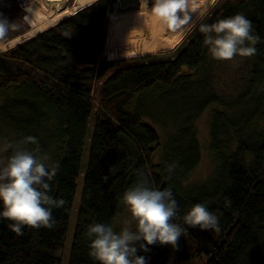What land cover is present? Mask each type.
<instances>
[{"label": "trees", "instance_id": "obj_1", "mask_svg": "<svg viewBox=\"0 0 264 264\" xmlns=\"http://www.w3.org/2000/svg\"><path fill=\"white\" fill-rule=\"evenodd\" d=\"M115 3L97 0L0 52V124L19 141L35 137L38 143L27 146L41 153L52 146L59 169L49 194L64 201L52 209V229L24 226L17 235L11 221L0 217V264H59L87 139L67 264H99L88 255L87 228L113 225L120 197L138 182L140 169L149 187L171 189L178 217L200 203L218 217L220 229L189 228L176 219L185 228L178 249L159 244L147 252L138 249L147 264H264V0H217L173 53L146 56L137 55L171 50L173 36L161 40L159 28L149 42L120 35L109 16ZM236 14L252 22L259 40L254 56L241 57L226 95L217 88L225 85L220 80L226 61L211 57L199 26ZM20 19L23 28L12 36L25 30ZM106 26L139 62L120 65L101 58ZM211 106L219 108L210 122L214 167L203 184L189 185L200 161L195 120ZM145 118L159 127L163 142ZM169 165L175 166L171 173Z\"/></svg>", "mask_w": 264, "mask_h": 264}, {"label": "clouds", "instance_id": "obj_2", "mask_svg": "<svg viewBox=\"0 0 264 264\" xmlns=\"http://www.w3.org/2000/svg\"><path fill=\"white\" fill-rule=\"evenodd\" d=\"M95 0H90L94 3ZM192 0H141L149 8L163 30L176 31L189 19ZM19 25L10 22L0 14V40L9 32L17 31ZM199 31L204 34V45L215 60L230 61L238 55L251 57L257 52L255 44L259 38L252 34V22L241 14L220 19L212 24H201ZM6 50V49H4ZM37 144L35 137L27 136L19 145L6 143L0 151L12 154L0 159V203L3 210L0 217L11 221L9 228L17 235H23V227L52 229L55 220L52 209L62 207L64 201L55 199L51 182L57 175L59 165L49 168L45 158L38 156L40 149L27 150L20 145ZM174 165H169L171 173ZM138 182L120 197V203L130 214L125 225L134 224V229L123 227L119 232L111 225L93 223L85 233L89 238L88 255L99 264H147L145 256L137 251H149L150 245L171 246L178 249V242L185 228L176 223L182 219L189 228L219 232L218 217L203 204H194L182 217H178V203L170 188L157 190L148 186L149 181L142 169L137 171ZM138 246V247H137Z\"/></svg>", "mask_w": 264, "mask_h": 264}, {"label": "rangeland", "instance_id": "obj_3", "mask_svg": "<svg viewBox=\"0 0 264 264\" xmlns=\"http://www.w3.org/2000/svg\"><path fill=\"white\" fill-rule=\"evenodd\" d=\"M68 4H71L73 0H67ZM217 0H192L191 6L192 10L189 12V19H191L190 26L188 27L187 31L180 34V28L176 31L171 30H163L160 26L159 21L157 20L154 22L151 15L148 14V20L146 19V32L144 31L138 32V34H129L125 37H132V36H141L144 40L150 41L151 35L156 34V31H158V28L161 32V40L167 41L169 39V35L173 36V41L175 39L174 46L172 45V49L164 52L159 53H153V54H147V53H141L137 56H146V55H157L161 53H173L176 48L186 39L189 32L196 26L198 22H200L205 16H208L212 13V8L214 7ZM153 3L149 2L148 0V7L151 6ZM118 3L116 0L115 6L113 4V12L109 16L114 18L116 21L118 17H121V15L127 16L130 13L135 12H145V9L140 2V6L137 9H134L136 11L129 12V11H119L117 7ZM133 7H138V3H135ZM204 9V10H203ZM194 10V12H193ZM199 11H202L199 15ZM0 14H3V16L7 17V19L10 22H15L17 25H19V28L17 31L9 32L8 36L4 40H0V52H5L10 48H13L14 46L26 41L27 39L36 36L37 34H40L44 32L45 30L49 29L50 27H53L55 24L51 25L50 27L34 34L33 36H30L29 29L30 24L26 19V10L24 9V1L23 0H0ZM22 17L25 21L24 23V31L12 36L14 33L19 32L20 29L23 28V23L20 19ZM121 35V34H120ZM123 36V35H122ZM177 39V40H176ZM15 40V41H14ZM6 49V50H4ZM169 49V48H167ZM131 53L126 50L115 38L114 35H112L111 32L108 31V28L106 26L105 28V35L104 40L102 44V50H101V58L104 61H110V60H118L120 65H126L130 63H136L139 62V59H132ZM242 58L240 56H236L235 59L226 61L224 63V72H223V79L220 81H224L225 85L217 86L219 91H222L226 95H230L232 93V87L228 84L230 80H232V77H234L238 73V68L242 67ZM235 93V92H234ZM233 93V94H234ZM213 109H219L217 106H211L208 109H206L196 120H195V127H196V136L199 142L200 146V161L198 165L195 167V169L192 171V173L189 175L187 179V184L189 185H201L203 184L209 176H211L213 167H214V161L209 149L210 146V122H211V114ZM95 116L93 115L91 120V127L94 124ZM145 121L149 123L154 129L158 130L162 135V142L164 141L163 133L159 129V127L151 122L150 119L145 118ZM19 140L17 139L16 135L10 130L7 129L5 126H2L0 124V149L3 148V146L6 143H12L14 145H19ZM51 145V144H50ZM49 145V146H50ZM22 147H25L29 151H33L35 148L30 147L29 145H20ZM48 146V147H49ZM52 146H50L44 153H36L38 156H42L45 158L46 165L51 168L53 167L54 159L52 156ZM88 149H89V139H87L85 143V148L83 151L82 159H81V174L77 180V188L75 192V199H74V206L73 210L68 222V232H67V239L65 241L64 247L59 255V264H67L68 263V257L71 247V242L73 238V233L75 229L76 224V218H77V206L80 201L81 196V190L83 186V180H84V170L86 168V162L88 157ZM161 151L158 150L155 154L154 161L157 162L159 160ZM12 154V149H9L7 152L0 151V159H6L9 155ZM130 220V214L127 212L125 207L121 204L119 207V210L117 212L116 218L114 220V223L112 227L115 231L119 232L123 227L128 226L134 229V224L125 225V221Z\"/></svg>", "mask_w": 264, "mask_h": 264}, {"label": "bare ground", "instance_id": "obj_4", "mask_svg": "<svg viewBox=\"0 0 264 264\" xmlns=\"http://www.w3.org/2000/svg\"><path fill=\"white\" fill-rule=\"evenodd\" d=\"M24 9L26 10V19L30 24L29 33L30 36L50 27L58 21H61L77 11L86 8L91 5L90 0H73L71 4H68L67 0H23ZM97 1V0H95ZM141 0H136L135 3H138V7H133L135 3H128L124 7L120 6V2L117 0V7L119 11H129L134 12L140 6ZM152 6V5H151ZM149 6V8H151ZM192 7L195 6H191ZM146 8L145 12H135L130 13L128 16L121 15L115 21L118 32L127 36L129 34H138V32H146V19L148 20V14L151 15L154 22L157 21V18L151 13L150 9ZM204 10V9H203ZM194 12V10H193ZM202 11H199V15ZM191 19H188L185 26H190ZM181 26L180 34L187 31L188 27ZM177 40V39H176ZM15 41V40H14ZM175 43V39L173 41Z\"/></svg>", "mask_w": 264, "mask_h": 264}, {"label": "water", "instance_id": "obj_5", "mask_svg": "<svg viewBox=\"0 0 264 264\" xmlns=\"http://www.w3.org/2000/svg\"><path fill=\"white\" fill-rule=\"evenodd\" d=\"M120 2V6L124 7L128 3H135L136 0H118ZM153 0H149V2H152Z\"/></svg>", "mask_w": 264, "mask_h": 264}]
</instances>
